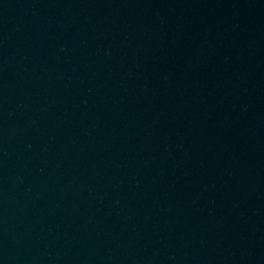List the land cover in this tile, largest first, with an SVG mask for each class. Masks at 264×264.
<instances>
[{"label": "water", "instance_id": "95a60500", "mask_svg": "<svg viewBox=\"0 0 264 264\" xmlns=\"http://www.w3.org/2000/svg\"><path fill=\"white\" fill-rule=\"evenodd\" d=\"M0 264H264V0H0Z\"/></svg>", "mask_w": 264, "mask_h": 264}]
</instances>
